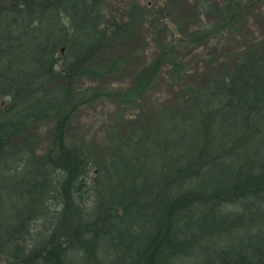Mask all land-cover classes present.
<instances>
[{
    "label": "trees",
    "instance_id": "1",
    "mask_svg": "<svg viewBox=\"0 0 264 264\" xmlns=\"http://www.w3.org/2000/svg\"><path fill=\"white\" fill-rule=\"evenodd\" d=\"M221 1L224 27L240 26L258 4ZM120 2L0 0V97L8 98V106L0 99V183L17 186L21 206L0 217V249L12 251L8 264H179L199 253L194 249L207 235L230 232L225 222L239 229L240 214H262L264 50H250L204 86L182 87L175 109L154 112L155 139L146 124L122 138L131 116L117 119L109 144L98 151L100 159L86 141L69 139L67 122L78 106L75 82L115 73L120 62L106 52L131 34L136 16L148 14V3L128 0L120 11ZM166 9L154 10L160 14L155 26L163 30ZM177 43H167L170 48L121 92L122 99H144L167 61L173 78L180 79L186 55L172 51ZM42 120L53 124L40 154L28 130ZM154 157L161 158L159 164ZM56 185L62 187L56 202L64 204L61 227L28 251L30 244L20 243L28 221L37 209L50 210ZM233 205L241 210L235 217ZM65 225L70 228L64 237ZM200 256L198 264H264V234Z\"/></svg>",
    "mask_w": 264,
    "mask_h": 264
},
{
    "label": "rangeland",
    "instance_id": "2",
    "mask_svg": "<svg viewBox=\"0 0 264 264\" xmlns=\"http://www.w3.org/2000/svg\"><path fill=\"white\" fill-rule=\"evenodd\" d=\"M119 1L122 3L119 10L121 11V7L126 10L128 0ZM139 1L143 6L148 3V14L136 16L131 34L115 43L105 55L118 60L120 67L115 73L105 77L96 79L85 77L78 79L74 84V90H76L74 98L78 106L72 111L68 119L66 133L69 139L73 138L76 142L78 140L86 141L97 159L101 158L98 151L109 144L112 127L119 117H132L131 122H127L122 127V138L136 129H141V126L146 124L150 134L149 138L155 139L158 132L152 122L154 112L163 106L172 105L175 109L177 105L175 100H177V95L182 87L185 85L204 86L212 75L231 68L235 59L240 58L241 60L253 49L264 50V0H239L244 5L253 1H258V4L255 5L256 8L252 12L247 14V17L243 19L244 22L238 27H224L221 0H211V4H203L201 0H162V4L157 1L154 3V0ZM159 6L167 8L166 15L168 18L165 23L167 26L164 30L161 29L162 25L155 26L159 21L160 14L158 15L154 10L159 11ZM64 19H67L65 13ZM179 40L180 43H177L172 51L175 54L177 52L186 55V60H183L186 70L180 79L173 78L170 62L167 61L149 83L144 99L138 101L122 99L121 92L135 85L139 73L151 65L157 56L164 51L167 43H176ZM167 47L170 48V45ZM58 50L60 51V49ZM60 56H64L63 50ZM0 99L4 106H8L7 97H0ZM78 99H82V101L78 102ZM173 112L175 113L174 110ZM177 114L182 115L181 112H177ZM52 124L53 122L48 120L37 121L28 130L33 146L40 154L45 153L48 148V129ZM151 160L153 163L159 164L161 158L154 157ZM93 170L92 176L97 173L95 168ZM56 186L55 202L49 200L50 210L42 207L46 211L45 214L41 209H37L36 218L28 221L30 230L25 239L20 241V243L24 241V243L30 244L28 251L39 248L42 243L49 239L54 230L57 229L58 232L61 227V225H57V220L64 216V204L61 203L57 207L56 202L62 200V187ZM17 190L15 184L13 189H10L5 184L0 183V217L7 213L12 214L15 209L21 207L14 196ZM238 206H231L229 211H233L232 217L241 211ZM49 211L53 213H49ZM261 213L260 215L259 211H254L240 214L239 216L243 218L240 219L239 229L233 227L230 222H225L223 226L231 227L230 232L221 233V235L216 232L212 237L207 235V238L199 241L198 248L194 249L199 253L182 259L179 264H198L201 261L200 253L218 254V250L225 248L226 245L248 240L250 236L256 237L260 233L264 234V220L262 224L256 223L264 217V204ZM85 214L86 211H83L82 216L87 217ZM69 215L73 218L75 210L70 209ZM2 228L1 225L0 233L3 232ZM69 228L65 225L61 229L65 233L64 237ZM25 231L26 227L23 232ZM104 247L106 248V245ZM11 252L10 249H0V264L13 262V258L10 256ZM15 264L23 263L16 260Z\"/></svg>",
    "mask_w": 264,
    "mask_h": 264
}]
</instances>
